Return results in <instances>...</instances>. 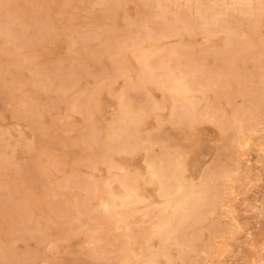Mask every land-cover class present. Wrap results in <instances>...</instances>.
Segmentation results:
<instances>
[{"label": "rangeland", "instance_id": "374dc122", "mask_svg": "<svg viewBox=\"0 0 264 264\" xmlns=\"http://www.w3.org/2000/svg\"><path fill=\"white\" fill-rule=\"evenodd\" d=\"M229 1L0 0V264H264V1Z\"/></svg>", "mask_w": 264, "mask_h": 264}, {"label": "bare ground", "instance_id": "6f19581e", "mask_svg": "<svg viewBox=\"0 0 264 264\" xmlns=\"http://www.w3.org/2000/svg\"><path fill=\"white\" fill-rule=\"evenodd\" d=\"M222 1H223V0H222ZM230 1H231V0H230ZM230 1H229V2H230ZM257 1H258V0H256V2H257ZM262 1H264V0H262ZM217 2H218V0H217ZM256 2H255V3H256ZM258 2H260V1H258ZM258 2H257V3H258ZM105 3H106V2H105ZM230 3H231V2H230ZM232 3H233V2H232ZM263 3H264V2H263ZM218 4H219V3H218ZM220 4L223 5L224 3H221V2H220ZM243 4H244V3H243ZM245 4H246V3H245ZM182 5H183V4H182ZM230 5H231V4H230ZM247 5L249 6V4H247ZM250 5H251V3H250ZM255 5H256V4H255ZM257 5H258V7L260 6V4H257ZM257 5H256V6H257ZM213 6H214V5H213ZM231 6H233V5H231ZM231 6H230L229 8H231ZM234 6H235V5H234ZM256 6H255V7H256ZM223 7H224V6H223ZM236 7H237L238 9H240V5H239V6H236ZM227 8H228V7H227ZM229 8H228V9H229ZM232 8H233V9H232ZM232 8H231V9L234 10V12H235V9H236V8H234V7H232ZM243 8H247V7H245V6H244V7H241V9H243ZM259 8H260V7H259ZM189 9H190V8H189ZM231 9H230V10H231ZM263 9H264V8H263ZM230 10H229V11H230ZM232 10H231V11H232ZM236 10H237V9H236ZM255 10H256V8H255ZM194 11H195V10H194ZM223 11L226 12V10H223ZM237 11H238V10H237ZM241 11H243V10H241ZM241 11H240V12H241ZM247 11H248V9H247ZM249 11H250V10H249ZM257 11H258V10H257ZM203 12H204V11H203ZM212 12H213V11H212ZM214 12H215V11H214ZM252 12H253V11H252ZM252 12L250 11V13H251V14H249L250 16L252 15ZM263 12H264V11H263ZM228 13H229V12H228ZM228 13H227V14H228ZM230 13H231V12H230ZM232 13H233V11H232ZM246 13H247V12H246ZM259 13H260V12H259ZM197 14H198V13H197ZM215 14H217V13H215ZM234 14H235V13H234ZM238 14H239V12H238ZM159 15H160V14H159ZM239 15H241V14H239ZM250 16H249V17H250ZM174 17H175V16H174ZM202 17H204V16H202ZM214 17H215V16H214ZM251 17H252V16H251ZM259 17H260V16H259ZM259 17H258V18H259ZM161 18H162V16H161ZM161 18H160V19H161ZM215 18H216V17H215ZM178 19H179V18H178ZM178 19H177V20H178ZM161 20H162V19H161ZM175 20H176V18H175ZM200 20L202 21L201 18H200ZM255 20H256V19H255ZM169 21H170V20H169ZM180 21H181V20H180ZM209 21H210V20H209ZM211 21H212V20H211ZM256 21H257V20H256ZM257 22H258V21H257ZM161 23H162V22H161ZM223 23H224V22H223ZM254 23H256V22H254ZM169 24H170V23H169ZM259 24H260V23H259ZM162 25H163V24H162ZM182 25H184V24H182ZM201 25H202V24H201ZM204 25H205V24H204ZM178 26H179V25H178ZM217 27H218V26H217ZM7 28H8V27H7ZM154 28H155V27H154ZM181 28H182V27H181ZM201 28H202V26H201ZM227 28H228V27H227ZM184 29H186V28H184ZM217 29H218V28H217ZM254 29H255V28H253V30H254ZM179 30H180V29H179ZM201 30H202V29H201ZM220 30H221V29H220ZM227 30H228V29H225V31H227ZM146 31H147V30H146ZM148 31H149V30H148ZM163 31H164V33H165V30H163ZM163 31H162V33H163ZM166 31H167V30H166ZM186 31H187V30H186ZM204 31H205V30H204ZM214 31H215V30H214ZM214 31H213V32H214ZM254 31H255V30H254ZM7 32H8V31H7ZM149 32H150V31H149ZM149 32H148V33H149ZM172 32H173V31H172ZM206 33H209V32L207 31ZM226 33H227V35H231L230 32H229V34H228V32H226ZM150 34H151V33H150ZM165 34H166V33H165ZM210 34L212 35V33H210ZM1 35H2V34H1ZM155 35H156V34H155ZM227 35H225V37H226ZM5 36H6V35H5ZM153 36H154V35H152V37H153ZM159 36H160V35H159ZM159 36H158V37H159ZM161 36H162V34H161ZM166 36L168 37L169 35L166 34ZM10 37H11V36H10ZM158 37H157V38H158ZM232 37H233V36H232ZM241 37H243V36H241ZM241 37H240V38H241ZM161 38L164 39V37H161ZM161 38L159 37L160 40H161ZM226 38H227V37H226ZM235 38L237 39V37H235ZM235 38H234V39H235ZM240 38H239V39H240ZM13 39H14V38H13ZM153 39H154V38H153ZM208 39H209V38H208ZM228 39H229V36H228ZM234 39H232V40H234ZM247 39H248V38H247ZM100 40H101V39H100ZM164 40H165V39H164ZM164 40H163V41H164ZM230 40H231V38H230ZM240 40H241V39H240ZM245 40H246V39H245ZM153 41H154V40H153ZM137 42H139V41H137ZM225 42H227V41H225ZM229 42H230V41H229ZM247 42H249V41H247ZM247 42H245V43L247 44ZM262 43H263V42H262ZM248 44H249V43H248ZM260 44H261V43H260ZM263 44H264V43H263ZM164 47H165V46H164ZM249 48H250V47H249ZM241 50H244V49H241ZM171 52H172V51H171ZM171 52L168 53V54H171ZM173 52H174V51H173ZM141 53H143V52H141ZM141 53H138V54H141ZM163 53H164V52H163ZM165 53H167V52H165ZM165 53H164V54H165ZM143 54H144V53H143ZM176 54H177V53H176ZM72 55H73V54H72ZM161 55H162V54H161ZM174 55H175V54H174ZM174 55H173V56H174ZM23 56H24V55H23ZM141 56H142V55H141ZM163 58H164V57H163ZM157 59H158V58H157ZM161 59H162V57H161ZM151 60H152V59H151ZM171 60H172V59H171ZM152 61H153V60H152ZM160 61H161V60H160ZM153 62H155V61H153ZM156 62H157V61H156ZM208 62H209V61H208ZM167 63H168V62H167ZM152 64H154V63H152ZM171 64H172V63H171ZM220 64H221V63H220ZM173 66H174V65H173ZM154 68H156V67H154ZM22 69H23V68H22ZM170 69H171V68H170ZM182 69H183V68H182ZM184 69H186V68H184ZM184 69L182 70V73L186 71V70L184 71ZM155 70H156V69H155ZM175 70H177V69H175ZM263 71H264V70H263ZM186 72H187V71H186ZM192 72H193V70H192ZM192 72L190 71V73H192ZM194 72H195V71H194ZM194 72H193V73H194ZM188 73H189V72H188ZM184 74H185V73H184ZM187 75H188V74H187ZM190 75H192V74H190ZM120 76H122V75H120ZM120 76H119V77H120ZM192 76H193V75H192ZM192 76H190V77H192ZM194 76H195V75H194ZM175 77H176V76H175ZM175 77H174V78H175ZM183 77H184V76H183ZM185 78H186V77H185ZM192 78H193V77H192ZM192 78H191V80H192ZM159 79H160V78H159ZM180 79H181V78H180ZM183 79H184V78H183ZM193 79H194V78H193ZM127 81L129 82V80H127ZM127 81H126V82H127ZM188 81L190 82V79H188ZM221 81H222V80H221ZM17 82H18V81H17ZM60 83H61V82H60ZM166 83H167V82H166ZM173 83H175V82H173ZM139 84H140V83H139ZM186 85H188V84H186ZM189 85H190V84H189ZM191 85H192V84H191ZM193 87H194V86H193ZM155 88H156V87H155ZM174 88H175V87H174ZM178 88H180V89L182 90V92L184 91V93H186L187 91H189L188 88H190V86H188V87H184V85L180 82V80H178ZM191 89H192V87H191ZM193 89H194V88H193ZM206 90H207V89H206ZM206 90H205V91H206ZM191 91H192V90H191ZM194 91H195V90H194ZM91 92H93V91H91ZM174 92H175V91H174ZM189 93H190V92H189ZM193 93H194V92H193ZM190 94H192V93H190ZM195 94H196V91H195ZM172 96H174V95H172ZM226 96H227V95H226ZM191 99H192V98H191ZM187 100H188V99H187ZM187 100H186V101H187ZM189 101H190V100H188V102H189ZM191 101H192V100H191ZM118 102H119V101H118ZM122 102H123V101H122ZM230 102H231V101H230ZM150 103H151V102H150ZM189 103H190V102H189ZM195 103H196V102H195ZM226 103H227V102H226ZM176 105H177V104H176ZM187 105H188V104H187ZM187 105H186V106H187ZM150 106H153V105H150ZM150 106H149V107H150ZM155 106L157 107L158 105H155ZM155 106H154V107H155ZM177 106H178V105H177ZM177 106H176V107H177ZM186 106H185V107H186ZM158 107H159V106H158ZM158 107H157V108H158ZM178 107H179V109H180V106H178ZM178 107H177V108H178ZM192 107L195 108V106H193L192 103L189 104V105L187 106L186 112H187V111H191V109H193ZM206 107H207V106H206ZM209 107H210V106H209ZM151 109H153V108L151 107ZM215 109H216V108H215ZM145 110H146V109H145ZM176 110H177V109L175 108V111H176ZM125 111H126V110H125ZM125 111H124V113H125ZM146 111H147V110H146ZM149 111H150V108H149ZM151 111H153V110H151ZM151 111H150V113H151ZM170 111H171V110H170ZM175 111H173V113H176ZM178 111H179V110H178ZM203 111H204V110H203ZM207 111H208V110H206V112H205V111H204V112L207 113ZM126 112H127V111H126ZM180 112H181V113L183 112V114H184L185 111L181 108ZM186 112H185V114H186ZM208 112H209V111H208ZM178 113H179V112H178ZM209 113H212V111H210ZM214 113H215V112H214ZM214 113H213V114H214ZM129 114H130V113H129ZM142 114H143V112L141 111V115H142ZM191 114H192V113H191ZM130 115H132L131 118H130V120H131L132 117H133V115H134L133 112H132V114H130ZM130 115H129V116H130ZM135 115H136V113H135ZM138 115H139V113H138ZM171 115H172V114H171ZM187 115H188V114H187ZM189 115H190V114H189ZM189 115H188V116H189ZM192 115H193V114H192ZM210 115H211V114H210ZM214 115L216 116V114H214ZM168 116H170V113H169V115H167V118H168ZM178 116H179V115H177V117H178ZM180 116H181V115H180ZM180 116H179V117H180ZM203 116H204V115H203ZM219 116H220V115H219ZM136 117H138V116L136 115L135 118H136ZM139 117H140V115H139ZM139 117H138L137 119L144 118V117H140V118H139ZM175 117H176V116H175ZM192 117L194 118V116H192ZM205 117H206V116H205ZM133 118H134V117H133ZM173 118H174V117H173ZM189 118H190V116H189ZM210 118H211V116H210ZM212 118H213V117H212ZM212 118H211V119H212ZM127 119H128V118H127ZM176 119H177V118H176ZM183 119H184V118H183ZM185 119H186V115H185ZM198 119H199V118H198ZM211 119H210V121H211ZM222 119H223V118H222ZM222 119H221V120H222ZM243 119H244V118H243ZM133 120H135V119H132V120H131V121H132V122H131L132 124H133ZM154 120H155V119H154ZM180 120H181V119H180ZM180 120H179V121H180ZM187 120H188V119H187ZM189 120H190V119H189ZM193 120H194V119H193ZM199 120H201V119H199ZM212 120H213V119H212ZM221 120L219 119L220 122L218 121L220 124H221ZM115 121H116V120H115ZM120 121H121V120H120ZM126 121H127V120H126ZM136 121H137V120H136ZM136 121H135V122H136ZM174 121H176V120H174ZM179 121H178V123H180ZM190 121H192V119H191ZM196 121H197V120H196ZM225 121H226V119H225ZM135 122H134V124H135ZM137 122H138V121H137ZM154 122H155V121H154ZM157 122H159V121L157 120ZM182 122H183V121H182ZM192 122H193V121H192ZM192 122H191V123H192ZM194 122H195V121H194ZM200 122H201V121H200ZM235 122H236V121H235ZM121 123H122V121H121ZM128 123H129V122H128ZM128 123H126V124L123 123V124L126 126ZM139 123H140V122H139ZM173 123H174V122H173ZM207 123H208V122H207ZM233 123H234V120H233ZM119 124H120V123H119ZM132 124H130V125H132ZM160 124H161V122H160ZM214 124H215V123H214ZM220 124H219V125H220ZM225 124H226V122H225ZM227 124H228V122H227ZM115 125H117V124L115 123ZM157 125H158V124H157ZM122 126H123V125H120V127H122ZM134 126H136V125H134ZM134 126H133V127H134ZM221 126H222V124H221ZM221 126H219V127H221ZM229 126H230V125H229ZM229 126H228V127H229ZM231 126H232V125H231ZM115 127H116V126H115ZM130 127H131V126H130ZM219 127H218V128H219ZM117 128H118V127H117ZM124 128H125V127H124ZM126 128H127V126H126ZM131 128H132V127H131ZM127 129H128V128H127ZM129 129H130V128H129ZM118 130H119V129H118ZM120 130H122V129H120ZM120 130H119V131H120ZM163 130H164V129H163ZM40 131H41V130H40ZM123 131H124V130H123ZM120 132H121V131H120ZM127 132H129V130H128ZM157 132H158V131H157ZM116 133H118V132H116ZM124 133H125V132H124ZM124 133H123V134H124ZM148 133H149V132H148ZM121 134H122V133H120V135H121ZM145 134H146V132H145ZM150 134H151V133H150ZM155 134H156V133H155ZM118 135H119V134H118ZM148 135H149V134H148ZM226 135H227V134H226ZM121 137L124 138L123 135H122ZM130 137H131V136H130ZM130 137H129V138H130ZM145 137H146V136H145ZM147 137H148V136H147ZM241 137H242V136H241ZM35 138H37V137H35ZM104 138H105V137H104ZM149 138H150V137H149ZM149 138H147V139H149ZM126 139H128V138H126ZM132 139H133V138H132ZM132 139H131V140L129 139V141H132ZM150 139H152V138H150ZM190 139H191V138H190ZM239 139H241V138L239 137ZM106 140L108 141L107 138H106ZM117 140H118V139H117ZM122 140H123V139H122ZM91 141H92V140H91ZM124 141H125V140H124ZM126 141H127V140H126ZM129 141H127V142H129ZM147 141H149V140H147ZM152 141H153V140H152ZM152 141H151V142H152ZM238 141H239V140H238ZM116 142H117V141H116ZM118 142L120 143V142H122V141L119 140ZM138 142H141V141H138ZM145 142H146V141H145ZM153 142H154V141H153ZM241 142H244V143H245L246 141H241ZM122 143H124V142H122ZM129 143H130V142H129ZM113 144H114V143H113ZM136 144H137V142H136ZM138 144H139V143H138ZM144 144H145V143H144ZM147 144H149V143H147ZM147 144H146V146H150V145H151V143H150V145H147ZM245 144H247V143H245ZM116 145H117V144H116ZM120 145H121V144H120ZM122 145H123V144H122ZM129 145H130V144H129ZM132 145H133V144H131V146H130L131 148H133ZM241 145H243V144H241ZM109 146H110L109 148L112 147L111 144H110ZM117 146H118V145H117ZM124 146H126V144H125ZM133 146H134V145H133ZM153 146H154V145H153ZM153 146H152V148H153ZM177 146H178V145H177ZM246 146H247V145H246ZM113 147H114L113 149L116 148L114 145H113ZM134 147H135V146H134ZM141 147H142V146H141ZM118 148L121 149V150L124 149V148H122V146H121V147L119 146ZM136 148H138V147H136ZM136 148H135V149H136ZM241 148H246V147H245V146H244V147L241 146ZM106 149H108V148H106ZM106 149H105V150H106ZM113 149H112V151H113ZM119 149H118V150H119ZM125 149H126V148H125ZM133 149H134V148H133ZM160 149H161V147H160ZM160 149H158V150H159V151L164 150V149H161V150H160ZM118 150H117V151H118ZM106 151H108V150H106ZM127 151L130 152L129 149H128ZM139 151H141V150H139ZM108 152H111V151H108ZM114 152H115V151H114ZM144 152H146V151H144ZM149 152H150V151H149ZM149 152H147V153H149ZM104 153H106V152H104ZM115 153H117V152H115ZM121 153H122V154H121ZM123 153H124L123 151L120 152L121 155H123ZM147 153H146V154H147ZM161 153H162V151H161ZM161 153H160L159 155L164 156L163 153H162V154H161ZM169 153H170V152H169ZM101 154H102V153H101ZM110 154H111V153H110ZM110 154H109V155H110ZM150 154H151V153H150ZM103 155H105V154H103ZM107 155H108V154H107ZM107 155H106L105 158L108 157ZM117 155H119V154H117ZM117 155H116V156H117ZM127 155H128V154H127ZM148 155H149V154H148ZM148 155H145L144 157H146V156H148ZM152 155H153V154H152ZM168 155H169V154H168ZM150 156H151V155H150ZM154 156H155L154 158L156 159L157 155H154ZM174 156H175V155H174ZM176 156H177V154H176ZM177 157H178V156H177ZM102 158H104V157H102ZM91 159H92V158H91ZM91 159H90V160H91ZM95 159H96V158H95ZM146 159H147V157H146ZM146 159L144 158V160H146ZM150 159H151V157H150ZM90 160H89V162H91ZM102 160L104 161V159H102ZM107 160H108V159H107ZM144 160H143V162L145 163ZM153 160H154V159H153ZM158 160H159V158H158ZM163 160H164V158H163ZM93 161H94V158H93ZM95 161H96V160H95ZM99 161H100V158H99ZM99 161H98V162H99ZM148 161H149V160H148ZM151 161H152V160H151ZM151 161L148 162V167L145 166L147 169L150 170V174H151V176H148V178H149V177H151V178H152V177H154V178L156 177V178H158V180H160L161 184L164 183V182H165V179H166V176H168V175H166V171H165L166 169H165V167H164V168L162 167L164 164H163L162 166H160V167L157 165L159 168H156L155 165H154V163H152ZM156 161H157V160H156ZM164 161H166V159H165ZM167 161H168V160H167ZM172 161L174 162V160H172ZM172 161H171V162H172ZM86 162L88 163V161H86ZM108 162H109V161H107V163H108ZM146 162H147V160H146ZM179 162H180V161H179ZM92 163H93V162H92ZM96 163H97V162H96ZM101 163H102V162H101ZM109 163H110V162H109ZM156 163H157V162H156ZM156 163H155V164H156ZM160 163H162V162H160ZM160 163H158V164H160ZM163 163L166 164V163H168V162H163ZM88 164H89V163H88ZM110 164H111V163H110ZM110 164H109V165H110ZM172 164H173V163H172ZM235 164H236V163H235ZM94 165H95V164H94ZM160 165H161V164H160ZM89 166H90V167H89V169H90V168H91V165L89 164ZM92 166H93V165H92ZM101 166H103V164H101ZM106 166H107V164H106ZM165 166H167V164H166ZM176 166H178V165H176ZM86 167H87V166H86ZM93 167H94V166H93ZM93 167H92V168H93ZM114 167H115V166H114ZM180 167H181V166H180ZM180 167H179V168H180ZM107 168H108V167H107ZM111 168H113V167H111ZM118 168H119V167H118ZM172 168H173V166H172ZM181 168H182V167H181ZM87 169H88V168H87ZM103 169H104V168H103ZM116 169H117V168H116ZM116 169H113V170L116 171ZM120 169H121V168H120ZM120 169L117 170V172L120 173V171H121ZM177 169H178V168H177ZM90 170L94 171V170H95V167H94V170H93V169H90ZM108 170L110 171V168H109ZM180 170H181V169H180ZM235 170H237V169H235ZM147 171H148V170H147ZM147 171H146V172H147ZM171 171H172V170H171ZM174 171H175V170H174ZM174 171H173V172H174ZM178 171H179V170H178ZM183 171H184V170H183ZM94 172H95V171H94ZM107 172H108V171H107ZM173 172H172V174H173ZM181 172H182V171H181ZM147 173H148V172H147ZM226 173H227V172H226ZM237 173H238V172H237ZM150 174H149V175H150ZM172 174H171V175H172ZM178 174H179V172H178ZM235 174H236V172H235ZM80 175H81V174H80ZM225 175H226V174H225ZM225 175H224V177H225ZM178 176H179V178H180V175H178ZM229 176H230V175H229ZM129 177H130V176H129ZM169 177H170V175H169ZM230 177H231V176H230ZM141 178H142V177H141ZM151 178H150V179H151ZM172 178H173V177H172ZM172 178H171V179H172ZM176 178H178V177H176ZM179 178H178V179H179ZM116 179H117V178H116ZM146 179H147V178H146ZM174 179H175V178H174ZM178 179H177V180H178ZM180 179H181V178H180ZM226 179H227V178H226ZM90 180H91V179H90ZM90 180H89V181H90ZM110 180H112V178H110ZM117 180H118V179H117ZM122 180H123V179H122ZM133 180H134V179H132V181H133ZM166 180H167V179H166ZM177 180H176V181H177ZM230 180H231V179H230ZM134 181H135V180H134ZM147 181H148V180H147ZM151 181H152V180H151ZM83 182H84V181H83ZM129 182H130V181H129ZM141 182H142V180H141ZM20 183H21V182H20ZM89 183H90V182H89ZM91 183H93V182H91ZM115 183H116V182H115ZM123 183L125 184V182L122 181L121 184H123ZM132 183H134V182H132ZM150 183H151V182H150ZM150 183L147 182V185L150 186ZM152 183H153V182H152ZM152 183H151V184H152ZM157 183H158V182H157ZM165 183H166V182H165ZM169 183H171V181H170ZM103 184H104V183H103ZM112 184H113V183H112ZM112 184H111V183H110V184H104V185H105L104 187L106 188V185H107V188L109 189V188H111V187H110V186L108 187V185H112ZM117 184H118V183H117ZM142 184H143V183H142ZM145 184H146V182H145ZM159 184H160V183H159ZM172 184H174V182H173ZM183 184H185V183H183ZM199 184H200V183H199ZM201 184H202V183H201ZM91 185H92V184H91ZM119 185H120V184H119ZM119 185H118V186H119ZM143 185H144V184H143ZM168 185H171V184H168ZM176 185H177V184H176ZM180 185H181V184H180ZM180 185H179V186H180ZM194 185H195V184H194ZM89 186H90V185H89ZM102 186H103V185H102ZM118 186H117V188H119ZM124 186H125V185H124ZM124 186H123V187H124ZM144 186H145V185H144ZM195 186H196V185H195ZM201 186H202V185H201ZM120 187H122V186H120ZM159 187H160V185H159ZM171 187H172V186H171ZM180 187H182V186H180ZM205 187H206V186H205ZM107 188H106V189H107ZM127 188H128V187H127ZM127 188H124V189H127ZM175 188H176V187H175ZM187 188H188V187H187ZM201 188H202V187H201ZM90 189H91V188H90ZM94 189H95V188H94ZM106 189H105V192H108L109 190L106 191ZM157 189L159 190V188H157ZM199 189H200V188H199ZM92 190H93V189H92ZM92 190H90V191H92ZM122 190H123V189H122ZM128 190H129V189H128ZM130 190H132V189H130ZM179 190H180V189H179ZM181 190H182V189H181ZM231 190H232V189H231ZM135 191H136V190H135ZM170 191H171V190H168V189H165V188H161V189H160L161 196H162V197H165V198L170 197ZM186 191H187V193H188V189H187ZM111 192H112V191H111ZM114 192H115V191H114ZM127 192H128V191H127ZM174 192H175V191H174ZM202 192H204L203 189H202ZM202 192H200V193H202ZM205 192H207V191H205ZM112 193H113V192H112ZM118 193H119V192H118ZM130 193H131V192H130ZM130 193H128V194H130ZM171 193H172V191H171ZM180 193H181V192H180ZM29 194H30V193H29ZM95 194H96V193H95ZM95 194H94V195H95ZM107 194H108V193H107ZM113 194H114V193H113ZM116 194H117V193H116ZM120 194H121V193H120ZM128 194H126V195L128 196ZM156 194H157V193H156ZM156 194H155V195H156ZM185 194H186V192H185ZM193 194H194V193H193ZM198 194H199V193H198ZM205 194H208V193H205ZM90 195H91V194H90ZM171 195H172V194H171ZM186 195H187V194H186ZM189 195H190V193H189ZM189 195H188V196H189ZM191 195H192V194H191ZM196 195H197V193H196ZM92 196H93V195H92ZM108 196H109V195H107V198H109ZM110 196H112V195H110ZM116 196H117V195H116ZM123 196H124V195H123ZM123 196H122V197H123ZM176 196H177V195H176ZM183 196H184V195H183ZM192 196H193V195H192ZM88 197H89V196H88ZM117 197L119 198L120 195L117 196ZM124 197H125V196H124ZM129 197H130V196H129ZM156 197H158V196H156ZM190 197H191V196H190ZM85 198H87V197H85ZM115 198H116V197H115ZM125 198H127V197H125ZM170 198H173V199H174L173 196L170 197ZM170 198H168V199H170ZM182 198H186V197H182ZM199 198H201V197H198V200H199ZM205 198H206V197H205ZM33 199H34V198H33ZM51 199H52V198H51ZM91 199H92V198H91ZM91 199H90V201H91ZM191 199H192V198H191ZM196 199H197V198H196ZM207 199H208V198H207ZM34 200H35V199H34ZM110 200H111V199H110ZM113 200H114V199H113ZM124 200H129V199H121L119 203H123ZM136 200H137V199H136ZM164 200H165V199H164ZM166 200H167V199H166ZM171 200H172V199H171ZM180 200H182V199L180 198ZM184 200H185V199H183V202H184ZM186 200H187V199H186ZM201 200H202V198H201ZM203 200H206V199H203ZM35 201H36V200H35ZM78 201H79V200H78ZM84 201H85V199H84ZM87 201H88V199H87L85 202H87ZM106 201H107V200H106ZM115 201H118V200H115ZM131 201H132V199H131L129 202H131ZM191 201H192V200H191ZM193 201H194V200H193ZM85 202H83V203H85ZM88 202H89V201H88ZM109 202H110V201H109ZM129 202H128V204H129ZM139 202H143V200H142V201L139 200ZM144 202H145V201H144ZM162 202H163V200H162ZM173 202H174V201H173ZM177 202H178V201H177ZM181 202H182V201H181ZM196 202H197V201H196ZM201 202H202V201H201ZM34 203H35V202H34ZM83 203L81 202L82 205H83ZM98 203H99V201H98ZM98 203H97L96 205H98ZM100 203H101V200H100ZM105 203H106V202H105ZM115 203H116V202H115ZM115 203L113 202V204H115ZM136 203H137V202H136ZM168 203H169V201H168ZM171 203H172V202H171ZM175 203H176V202H174V204H175ZM36 204H37V203H36ZM36 204H35V205H36ZM85 204H86V203H85ZM87 204H89V203H87ZM102 204H103V203H101V204H99V205L101 206ZM117 204H118V203H117ZM123 204H124V203H123ZM126 204H127V203H126ZM126 204H124L123 206H125ZM172 204H173V203H172ZM194 204H195V203H194ZM202 204H204V203H202ZM25 205H26V204H25ZM99 205H98V206H99ZM109 205H111V203H110ZM132 205H133V203H132ZM137 205H138V204H137ZM163 205H164V204H163ZM176 205H177V204H176ZM22 206H23V205H21V207H22ZM30 206H31V205H30ZM100 206H99V207H100ZM102 206H103V205H102ZM114 206H116V205H114ZM123 206H121V207H123ZM128 206H129V205H128ZM174 206H175V205H174ZM187 206H188V205H187ZM200 206H201V204H200ZM228 206H229V205H228ZM88 207H89V206H88ZM105 207H106V206H105ZM112 207H113V205L110 206L109 208H112ZM172 207H173V206H172ZM190 207H191V206H190ZM223 207H224V206H223ZM231 207H232V206H231ZM36 208H37V205H36ZM75 208H76V206H75ZM83 208H85V207H83ZM117 208H118V207H117ZM117 208L115 207L114 209H117ZM125 208H126V206H125ZM164 208H165V206H164ZM167 208H168V207H167ZM175 208H176V207H175ZM175 208H174V210H175ZM178 208H180V207H178ZM187 208H188V207H187ZM194 208H195V207H194ZM228 208H230V207H228ZM18 209H19V208H18ZM85 209H86V208H85ZM87 209H88V208H87ZM114 209H113V210H114ZM180 209H181V208H180ZM183 209H184V208H183ZM189 209H190V208H189ZM198 209H199V208H198ZM98 210H99V209H98ZM102 210H103V209H102ZM111 210H112V209H111ZM118 210H119V209H118ZM123 210H124V208H123ZM176 210H178V212H179V209H176ZM196 210H197V209H196ZM196 210H195V211H196ZM85 211H86V210H85ZM88 211H90V209H88ZM105 211H106V210H105ZM109 211H110V210H109ZM114 211L116 212V210H114ZM114 211H113V212H114ZM135 211H136V210H135ZM163 211H164V210H163ZM74 212H75V211H74ZM78 212H80V211H78ZM78 212H77V213H78ZM86 212H87V211H86ZM102 212H103V211H102ZM107 212H108V211H107ZM130 212H131V211H130ZM130 212H129V213H130ZM136 212H137V211H136ZM136 212H135V213H136ZM154 212H155V211H154ZM169 212H170V211H169ZM190 212H191V211H190ZM229 212H230V211H229ZM90 213H91V212H90ZM92 213H93V212H92ZM94 213H95V212H94ZM94 213H93V214H94ZM111 213H112V212H111ZM111 213H110V214H111ZM116 213H117V212H116ZM118 213H119V212H118ZM131 213H133V215L135 216V213H134V212H131ZM131 213H130V214H131ZM139 213H140V212H139ZM159 213H160V212H159ZM179 213H180V212H179ZM181 213H182V211H181ZM186 213H188V212H186ZM194 213H195V212H194ZM196 213H197V212H196ZM73 214H74V213H73ZM107 214H109V213H107ZM107 214H106V215H107ZM136 214H137V213H136ZM147 214H150V213H147ZM170 214H171V212H170ZM191 214H192V213H191ZM191 214H190V216H191ZM87 215H88V213H87ZM89 215H90V214H89ZM97 215H98V214H97ZM97 215H95V216H97ZM104 215H105V214H104ZM137 215H138V214H137ZM159 215H161V214H159ZM159 215H158V216H159ZM162 215H163V212H162ZM171 215H173V214H171ZM181 215H182V214H181ZM186 215H187V214H186ZM194 215H195V214H193V216H194ZM75 216L78 217V216H80V215L78 214V216H77V214H75ZM99 216H100V215H99ZM112 216H113L112 219L114 218V216H115V218H116V215H113V214H112ZM119 216H120V215H119ZM122 216H125V215H122ZM148 216H149V215H148ZM148 216H147V217H148ZM175 216H176V215H175ZM196 216H197V215H196ZM81 217H82V216H81ZM109 217H111V216H109ZM117 217H118V216H117ZM144 217H146L145 214H144ZM144 217H143V218H144ZM159 217H160V216H159ZM166 217H167V216H166ZM176 217H177V216H176ZM183 217H184V216H183ZM185 217H187V216H185ZM191 217H192V216H191ZM79 218H80V217H79ZM88 218H89V217H88ZM91 218H92V216H91ZM97 218H98V217H97ZM97 218H95V219H97ZM100 218H101V217H100ZM107 218H108V217H107ZM143 218H140L139 220L142 221ZM154 218H156V217H154ZM188 218H189V217H187V219H188ZM193 218H194V217H193ZM199 218H200V217H199ZM73 219H74V218H73ZM82 219H84V217H82ZM82 219H81V220H82ZM89 219H90V218H89ZM89 219H88V222H90ZM144 219H145V218H144ZM152 219H153V218H152ZM162 219H163V218H162ZM162 219H161V220H162ZM182 219H183V218H182ZM189 219H192V218H189ZM194 219H195V218H194ZM71 220H72V219H71ZM85 220H86V219H85ZM97 220H98V219H97ZM97 220H96V223H97ZM107 220H108V219H107ZM113 220H115V219H113ZM121 220H123V219H120V222H121ZM178 220H179V219H178ZM197 220H198V219H197ZM197 220H196V221H197ZM86 221H87V220H86ZM94 221H95V220H94ZM102 221H103V220H102ZM155 221H156V220H155ZM184 221H185V220H184ZM187 221H188V220H187ZM199 221H200V220H199ZM199 221H198V222H199ZM233 221H234V220H233ZM91 222H92V221H91ZM125 222H126V220H125ZM125 222H123V223H125ZM146 222H147V221H146ZM160 222H161V221H160ZM162 222H163V221H162ZM162 222H161V223H162ZM166 222H168V221H166ZM192 222H193V221H192ZM81 223H82V222H81ZM96 223H94V224L97 226ZM107 223H108V222H107ZM141 223H142V222H141ZM156 223H157V224H160V223H158L157 221H156ZM183 223H184V222H183ZM193 223H194V222H193ZM232 223H234V222H232ZM79 224H80V223H79ZM86 224H87V223H86ZM94 224H93V225H94ZM101 224H102V223H101ZM101 224H100V225H101ZM118 224H119V221H118ZM154 224H155V223H154ZM162 224H163V223H162ZM168 224H169V223H168ZM171 224H172V222H171ZM82 225H83V224H81V228L83 227ZM84 225H85V224H84ZM89 225H90V224H89ZM107 225H108V224H107ZM113 225H114V224H113ZM121 225H122V224H121ZM138 225H140V223H139ZM149 225H151V224H149ZM165 225H166V224H165ZM174 225H176V224H174ZM90 226H91V225H90ZM102 226H103V225H102ZM122 226H125V225H122ZM133 226H134V225H133ZM133 226H132V227H133ZM168 226H169V225H168ZM84 227H85V226H84ZM84 227H83V228H84ZM87 227H88V226H87ZM93 227H94V226H93ZM97 227H98V226H97ZM119 227H121V226H119ZM128 227H130V226L128 225ZM134 227H135V226H134ZM134 227H133V228H134ZM151 227H152V226H151ZM155 227H156V226H155ZM165 227H166V226H165ZM81 228H80V229H81ZM98 228H99L98 230L101 231V229H100L101 227H98ZM124 228H127V227H123V229H124ZM157 228H158V226H157ZM167 228H169V227H166L165 230H166ZM236 228H237V227H236ZM86 229H87V228H86ZM95 229H96V228H95ZM95 229H94V230H95ZM103 229H105V228H103ZM113 229H114V228H113ZM123 229H122V230H123ZM140 229H141V228H140ZM158 229H159V228H158ZM237 229H238V228H237ZM77 230H78V229H77ZM88 230H89V229H88ZM98 230H95V231L98 232ZM110 230H111V229H110ZM117 230H118V228H117ZM120 230H121V229H120ZM161 230H164V229H161ZM169 230H170V229H169ZM178 230H179V229H178ZM233 230H234V229H233ZM80 231H81V230H80ZM103 231H104V230H103ZM111 231H113V230H111ZM131 231H132V230H131ZM134 231H135V230H134ZM145 231H147V229H145ZM145 231H144V233H145ZM155 231H156V230H155ZM167 231H168V230H167ZM175 231H176V229H175ZM104 232H105V231H104ZM120 232H121V231H120ZM128 232H129V231H128ZM137 232H138V231H137ZM150 232H151V231H150ZM152 232H153V231H152ZM156 232H157V231H156ZM156 232H155V233H156ZM160 232H162V231H160ZM78 233H79V232H78ZM86 233H87V232H86ZM93 233L95 234V232H93ZM99 233H100V232H99ZM99 233H97V234H99ZM122 233H123V231H122ZM122 233H121V234H122ZM135 233H136V232H135ZM148 233H149V232H148ZM163 233H164V232H163ZM167 233H168V232H167ZM170 233H171V236H172V232H170ZM102 234H103V233H102ZM102 234H99V235L103 236L104 234H103V235H102ZM105 234L107 235V233H105ZM111 234L113 235V233H111ZM123 234L126 235V233H123ZM130 234H131V233H130ZM136 234H138V233H136ZM136 234H135V235H136ZM145 234H146V233H145ZM173 234H175V233H174V229H173ZM124 235H123V237H124ZM128 235H129V234H128ZM128 235H127V236H128ZM135 235H134V236H135ZM146 235H147V234H146ZM154 235H155V234H154ZM161 235H162V234H161ZM161 235H160V236H161ZM92 236H93V235H92ZM121 236H122V235H121ZM127 236H125V237H127ZM132 236H133V235H132ZM137 236H140V235H137ZM137 236H136V237H137ZM151 236H152V235H151ZM151 236H150V237H151ZM169 236H170V235H169ZM171 236H170V237H171ZM93 237H94V236H93ZM95 237H96V236H95ZM114 237H115V236H114ZM128 237H129V236H128ZM136 237H135V238H136ZM148 237H149V235H148ZM165 237H168V236H165ZM165 237H164V238H165ZM170 237H168V238H170ZM181 237H182V236H181ZM218 237H219V236H218ZM130 238H131V237H130ZM130 238H128V239H130ZM161 238H162V237H161ZM168 238H167L166 240H168ZM173 238L176 239V237H173ZM93 239H94V238H93ZM97 239H99V238L97 237ZM131 239H132V238H131ZM146 239H148V238H146ZM159 239H160V238H159ZM174 239H173V240H174ZM95 240H96V238H95ZM113 240H114V239H113ZM141 240H142V239H141ZM141 240H138V241L141 242ZM161 240H162V239H160L159 242H161ZM91 241H92V239H91ZM130 241H131V240H130ZM130 241H129V242H130ZM157 241H158V240H157ZM168 241L170 242V240H168ZM175 241H178V240H175ZM175 241H174V242H175ZM88 242L90 243V241H88ZM117 242H118V241H117ZM140 242H139V243H140ZM198 242H199V241H198ZM83 243H85V242H83ZM122 243H123V242H121V244H122ZM142 243H146V242H142ZM91 244H92V242H91ZM105 244H106V243H105ZM107 244H108V243H107ZM107 244H106V245H107ZM115 244H116V243H115ZM118 244H119V243H118ZM131 244H132V241H131ZM161 244H162V243H161ZM168 244H169V243H168ZM178 244L181 245V243H179V242H178ZM84 245H85V244H84ZM87 245H90V244H87ZM93 245H94V242H93ZM98 245H99V244H98ZM106 245H104V246H106ZM134 245H136V244H133V246H134ZM144 245H145V244H144ZM144 245H143L142 247L145 248ZM158 245H160V244H158ZM163 245H164V244H163ZM169 245H170V244H169ZM169 245H168V246H169ZM175 245H177V244H175ZM122 246H123V245H122ZM124 246H125V245H124ZM178 246H179V245H178ZM183 246H184V245H183ZM88 247H89V246H88ZM131 247H132V246H131ZM139 247H141V246H139ZM142 247H141V248H142ZM165 247H166V245H165ZM169 247H170V246H169ZM175 247H176V246H175ZM175 247L173 246L172 248H175ZM85 248L88 249L87 247H85ZM94 248H95V247H94ZM113 248H114V247H113ZM115 248H116V247H115ZM124 248H125V247H124ZM128 248H129V247H128ZM151 248H152V247H151ZM151 248L149 247V249H151ZM156 248H157V247H155V249H156ZM158 248H159V247H158ZM160 248H161V247H160ZM172 248H171V249H172ZM122 249H123V248H122ZM132 249H133V248H132ZM132 249H131V250H132ZM136 249H137V248H136ZM145 249H147V247H146ZM179 249H182V248L179 246ZM89 250H90V249H89ZM95 250H96V249H95ZM98 250H99V249H98ZM113 250H114V249H113ZM113 250H111V251H113ZM117 250H118V249H117ZM119 250H120V249H119ZM128 250H129V249H128ZM157 250H158V249H157ZM157 250H156V251H157ZM169 250H170V249H169ZM175 250H176V249H175ZM87 251H88V250H87ZM144 251H145V250H144ZM147 251H148V250H147ZM150 251H152V250H150ZM156 251H155V252H156ZM161 251H162V250H161ZM163 251H164V250H163ZM92 252H93V251H92ZM113 252H114V251H113ZM125 252H126V251H125ZM180 252H181V251H180ZM114 253H115V252H114ZM114 253H113V254H114ZM116 253H118V252H116ZM153 253H154V252H153ZM153 253H152V254H153ZM157 253H158V252H156V255H157ZM162 253H163V252H162ZM182 253H183V252H182ZM182 253H181V254H182ZM104 254H105V253H104ZM134 254H135V253H134ZM139 254H140V253H139ZM139 254H138V256H140ZM146 254H147V253H146ZM160 254H161V253H158L159 256H160ZM176 254H177V253H176ZM115 255H116V254H115ZM120 255H121V254H120ZM120 255H119V256H120ZM162 255H163V254H162ZM166 255H167V254H166ZM179 255H180V254H179ZM121 256H122V255H121ZM121 256H120V257H121ZM134 256H135V255H134ZM8 257H9V256H8ZM85 257H86V256H85ZM116 257H118V254H117ZM153 257H154V256H152L151 254H150V255H149V254H148V255H141V256H140V259H141V261H142V264H156V263L154 262ZM165 257H166V256H165ZM167 257H168V256H167ZM169 257H170V256H169ZM114 258H115V256H114ZM124 258H125V256H124ZM126 258H127V257H126ZM154 258H155V257H154ZM112 259H113V258H112ZM117 259H118V258H117ZM170 259H171V258H169V261H170ZM131 260H132V259H131ZM171 260H172V259H171ZM156 261H157V260H156ZM135 262H136V261H135ZM157 262H158V261H157ZM161 262H162V261H161ZM163 263H164V262H163ZM139 264H140V263H139ZM209 264H210V263H209Z\"/></svg>", "mask_w": 264, "mask_h": 264}]
</instances>
